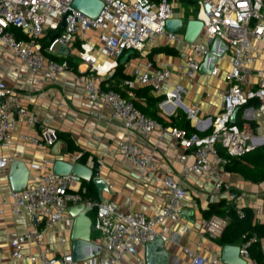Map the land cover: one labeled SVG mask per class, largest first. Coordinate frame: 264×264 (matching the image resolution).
Masks as SVG:
<instances>
[{
	"label": "built area",
	"instance_id": "2783aa9c",
	"mask_svg": "<svg viewBox=\"0 0 264 264\" xmlns=\"http://www.w3.org/2000/svg\"><path fill=\"white\" fill-rule=\"evenodd\" d=\"M103 7L96 17L87 15L73 5V0H0V50L11 51L31 72H43L52 78L64 69H70L66 60L58 61L52 55L58 54L57 45L66 46L72 39L81 40L79 57L92 69L91 76L85 82L86 99L92 106L99 99L113 109V116L122 120L128 130L143 133L160 131L178 140L184 148H194L195 161L185 166L184 177L192 173L201 177H215L214 190L227 198L231 204L225 214H213L200 222L199 231L209 238L217 239L230 222V209L235 207L243 216L237 201L239 194L224 178L226 158L220 153L222 146L230 155H241L254 149L258 140L264 142V123L262 133L255 136L249 128L240 127L232 116L236 109L257 99L264 110V68L256 67L264 58V0H198V17L204 22L198 39L191 43L192 52L183 64V73L194 78L200 65L210 52L212 44L222 41L227 44L225 53L231 54V68L227 72L229 87L224 94L222 110L209 119L212 131L209 134L192 132L174 125H165L156 118L146 115L135 103L118 91L103 87L98 80L106 77L119 65V60L128 50L144 51L149 40L157 36H166L169 41L183 37L177 31L168 30L166 22L175 17V0H102ZM16 30L35 42L47 30L54 38L44 49L33 47L20 38ZM97 32L101 46L97 48L89 39V31ZM97 50L109 57L99 60ZM47 54H45V52ZM215 66L212 74H217ZM171 69L167 64L156 67L151 60L136 66L133 78L126 82L131 86L136 83L160 89L169 80ZM177 91H184L182 84H177ZM180 100L174 91L167 92V100ZM175 101V100H174ZM191 115L199 110L198 105L188 107ZM34 126L39 123L37 112L23 101L17 86L7 84L0 79V144L8 147L15 129L19 125ZM22 137L36 145L52 146L59 139L56 128L40 124L37 135L22 134ZM119 148L130 156L136 164L149 168L155 174L158 184L154 192L162 199L160 211L147 216L141 211L123 210L112 200L94 201L86 198L87 188L83 179L75 174H58L53 169L54 160L45 159L35 164L39 173L21 190L10 193L11 209L15 214H39L47 212L45 228H53L55 223L64 219L72 228L73 218L68 214L73 204L85 202L87 207L96 208L94 224L97 236L94 242L102 245V251L91 258L78 260L72 252L52 254L49 247L40 245L42 232L37 228L26 230L12 237L13 253L16 258H26L32 262L42 260L44 264H118L125 254L136 255L140 246L161 236L165 241H179L181 233L177 230H159L166 221L179 222L183 209L186 189L180 179L170 174L160 176L157 163L152 154L134 141H120ZM12 157L0 156V168L10 164ZM256 214L264 221V203L256 204ZM245 237V236H244ZM37 241L38 252H24V243ZM66 241L65 237L61 238ZM255 238L243 240L240 255L250 259L249 244ZM183 251L189 256L190 264H228L223 260L222 249L208 254L184 246ZM108 252L109 254H104ZM253 264H260L253 261Z\"/></svg>",
	"mask_w": 264,
	"mask_h": 264
},
{
	"label": "crops",
	"instance_id": "0c3cea01",
	"mask_svg": "<svg viewBox=\"0 0 264 264\" xmlns=\"http://www.w3.org/2000/svg\"><path fill=\"white\" fill-rule=\"evenodd\" d=\"M175 1H177L175 17L184 19V25L179 30L183 37L169 41L164 35L157 36L147 42L144 51L134 50L123 61V57L130 50L126 51L119 60V64H123L121 69L118 70V65L109 75L98 80V83L103 87L108 83L110 88L119 93L136 97L141 104L162 115L168 126L187 128L188 132L194 131L205 135L212 131L209 118L219 113L224 105V94L229 87L227 72L231 68V54L224 53L218 59L217 74L199 70L194 78L186 76L182 67L187 56L192 52V46L184 39V31L188 19L195 16L197 10L193 6L185 7L179 0ZM17 31L19 30H16L18 34ZM19 34L18 36L27 43L42 50L45 47H42L44 43L52 36L47 30L43 36L33 42L22 32L19 31ZM89 38L97 48L101 46L97 32L89 31ZM81 42L76 38L66 46L57 47L59 53L52 57L58 56L60 60L69 58L74 67L64 69L52 78H47L41 71L31 72L11 51L0 50V79L9 85L17 86L24 103L37 112L39 123L56 128L59 134L57 141H63L59 154L52 152L55 144L42 147L33 145L25 140L22 134H39L40 124L34 126L23 124L15 129L8 147L0 144V156L12 157L8 166L0 168V264H44L42 260L32 262L26 258H16L13 253L12 237L34 228L42 232L40 245L49 247L52 254L72 252V228L65 224L64 219L56 222L53 228H45L47 212L15 214L12 211L10 193L13 189L10 170L15 160L24 162L30 168L28 182L34 180L39 173L34 167L35 164L45 159L63 158L70 162L88 163L91 166H96L99 162L100 175L107 183V190L104 189L100 195L95 185L96 200L94 201L112 200L123 210L141 211L147 216H153L160 211L163 202L154 192V188L159 183L155 174L149 168L136 164L130 156L120 150L118 145L122 140L134 141L142 145L157 163L156 174L160 176L170 174L180 179L186 189L182 209L185 210V214H181V220L166 221L159 226L160 231L171 229L181 233L178 242L172 240L164 242V247L169 252L168 264H190L189 256L183 251L184 246L198 250L201 254L223 249L224 245L217 241L218 238H209L199 231L202 219L213 214L223 215L226 208L231 205L225 196L215 192V177H201L194 173L184 177L185 166L195 161L194 148H184L174 137L162 134L160 131L143 133L135 129H126L122 120L113 116L112 107L101 99L92 106L88 105L85 82L93 72L90 65L79 57ZM261 44L264 46L263 42ZM44 52L47 54L46 51ZM97 54L100 61L109 59L98 50ZM148 60H151L156 67L167 64L171 69V76L160 89L150 86L151 89L145 92L142 88L149 85L136 83L131 86L126 80L133 78L136 66L143 65ZM256 67L264 68V58L256 64ZM177 84H182L185 90L177 91L175 89ZM168 91H174L180 100L177 98L174 99L175 101L167 100ZM151 97L162 98L156 102ZM195 104L199 106V110L191 115L188 107ZM234 122L240 127L249 128L256 137L260 136L264 123V110L260 108L259 100L254 99L240 106ZM256 142H260L258 145L262 144L258 138ZM224 178L231 184L232 190L239 194L238 206L251 207L255 219L263 221L257 216L255 206L264 203V181H250L237 172L225 169ZM222 199L226 200V205L221 211L208 212L211 203L220 202ZM92 211L90 210L88 214L94 224L95 217ZM67 215L74 221L69 210ZM96 236L97 231L92 232L91 238L94 239ZM62 237H65L66 241H62ZM37 244V241L33 240L25 242L24 252L37 253ZM262 248L264 253V239H262ZM147 250V245L140 246L136 255L125 254L118 264H146ZM104 254L109 253L104 252ZM253 261L257 260L250 255L246 264H253Z\"/></svg>",
	"mask_w": 264,
	"mask_h": 264
},
{
	"label": "water",
	"instance_id": "95a60500",
	"mask_svg": "<svg viewBox=\"0 0 264 264\" xmlns=\"http://www.w3.org/2000/svg\"><path fill=\"white\" fill-rule=\"evenodd\" d=\"M73 5L80 11L86 13L89 16L96 17L102 7V0H73ZM184 25V19L181 17H172L167 20L166 27L168 30L177 31ZM204 26L203 20L198 17L189 18L185 31L184 39L189 42H195ZM54 36H51V40ZM219 40H217L218 42ZM217 42L211 47L210 52L200 65L201 72L211 73L217 64L218 59L224 55L227 50V44L222 41L221 48H218ZM134 50H130L123 57V61L133 53ZM240 107H238L232 116L235 120ZM263 143V142H262ZM63 144L62 140L55 143L52 148V152L55 154L60 153V145ZM99 162L96 166H91L88 163L82 162H70L63 158H56L54 160L53 169L58 174H75L81 177L84 181H92L100 191V195L104 189L107 190V183L100 175ZM30 176V168L22 161L15 160L12 162L10 170V180L12 189L14 191L25 188L28 184ZM92 210V207H87L85 202L79 204H73L69 207L70 214L74 217L71 239L72 253L75 259L84 260L91 258L94 255H98L102 251V245L94 242L91 238L92 232H95L96 225L93 224V220L88 214ZM181 214H185V210H182ZM147 256L146 264H168L169 252L164 247V240L161 236H158L155 240L147 244ZM223 260L228 264H246V259L240 255V246L238 244H226L222 249Z\"/></svg>",
	"mask_w": 264,
	"mask_h": 264
},
{
	"label": "trees",
	"instance_id": "16d2710c",
	"mask_svg": "<svg viewBox=\"0 0 264 264\" xmlns=\"http://www.w3.org/2000/svg\"><path fill=\"white\" fill-rule=\"evenodd\" d=\"M185 7H198V0H179ZM18 35L19 34V31ZM49 40L44 43V46L49 44ZM58 61L66 60L69 63L70 67H74L73 62L69 58L65 59H58V56H53ZM123 64H119L118 70L121 69ZM145 92L151 89L150 86H144L142 88ZM121 94V93H120ZM122 96L131 99L135 105L140 108L146 115L156 118L162 121L164 124L167 125L165 122L164 117L158 114L156 111L149 109L145 105L141 104L137 101V98L131 95H123ZM156 102H158L162 97L153 98ZM188 132L187 128H185ZM194 131L188 132V134ZM71 143V139H69V144ZM72 147V145L70 144ZM220 153L226 158V164L224 165V169L230 172H237L241 174L244 178L250 181H264V142L260 145H257L254 149L247 151L241 155H230L226 152V150L219 146ZM84 185L86 186L87 190L84 193L86 198H91L92 200H96V196L94 194L95 184L92 181H83ZM225 199H222L220 202L211 203L209 208L207 209L208 212H215L221 211L223 206L226 205ZM243 211V216L240 215L238 209L235 207H231L230 209V222L226 226L222 235L217 239V241L221 245L226 244H237L243 240H249L251 238H255L248 246V251L251 256L260 264H264V253L262 248V239H264V222L257 221L255 219L254 210L251 207H241ZM94 217L96 213V208L92 211ZM245 236V237H244Z\"/></svg>",
	"mask_w": 264,
	"mask_h": 264
},
{
	"label": "rangeland",
	"instance_id": "374dc122",
	"mask_svg": "<svg viewBox=\"0 0 264 264\" xmlns=\"http://www.w3.org/2000/svg\"><path fill=\"white\" fill-rule=\"evenodd\" d=\"M193 8H194L195 10H198V7H193ZM197 12H198V11H196L194 14L197 15ZM60 46H61V45H60V43H59V44L57 45V47H60Z\"/></svg>",
	"mask_w": 264,
	"mask_h": 264
}]
</instances>
